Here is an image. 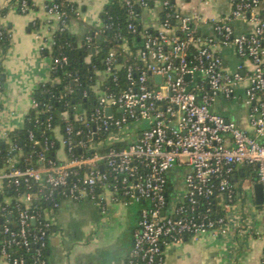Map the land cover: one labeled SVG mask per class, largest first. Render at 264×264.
<instances>
[{
  "label": "built area",
  "instance_id": "2783aa9c",
  "mask_svg": "<svg viewBox=\"0 0 264 264\" xmlns=\"http://www.w3.org/2000/svg\"><path fill=\"white\" fill-rule=\"evenodd\" d=\"M32 1L16 0L14 7L26 13ZM122 1L138 47L131 48L118 31L121 49L107 51L105 67L98 71L104 76L91 86L95 98L88 108L61 112L63 130L53 124V114L47 115L45 127L52 137L41 141L30 129L32 152L26 155L11 142L2 161L0 257L8 264H48L44 251L53 222L47 211L59 208L65 198H89L102 208L111 202L145 203L125 264H164L167 246L227 232L228 213L243 201L255 202L253 189L233 180L242 165L253 168L262 186V202L256 205L264 215V0H233L228 14L218 19L203 12L213 0H198L189 13L176 0ZM157 5L160 10L152 18L144 17ZM46 10L57 26L41 50L51 57V80L60 81L57 72L69 57L64 45L54 53L55 35L70 24L60 4L52 1ZM75 11L80 18V9ZM235 19L251 23L252 29L236 33ZM209 22L212 36L200 30ZM0 27L11 37L9 28ZM92 40L85 36L89 48ZM220 46L234 49L235 69L224 65ZM64 74L73 84L80 80L70 71ZM241 85L252 133L212 108L219 96L237 98ZM50 108L35 110L39 115ZM8 134L0 138L10 141ZM38 202L48 205L41 208Z\"/></svg>",
  "mask_w": 264,
  "mask_h": 264
},
{
  "label": "crops",
  "instance_id": "0c3cea01",
  "mask_svg": "<svg viewBox=\"0 0 264 264\" xmlns=\"http://www.w3.org/2000/svg\"><path fill=\"white\" fill-rule=\"evenodd\" d=\"M53 0H33L26 13L9 6L10 0H0V25L11 30V45L2 65L6 80L0 91V136L23 127L26 116L34 106V93L40 85L52 79L51 57L42 53L49 43L57 20L46 10ZM80 9V18L74 19L70 30L83 39L90 27L100 28V12L112 0H73ZM233 0H213L203 12L210 18H222L231 9ZM183 12L189 13L198 0H176ZM144 17L152 18L158 9ZM236 33L249 32L252 24L241 19L232 21ZM201 33L214 35L212 22L200 27ZM224 65L235 69L239 58L230 46H220ZM1 52V47H0ZM100 79L104 76L98 72ZM237 98L217 97L212 108L215 112L235 120L252 133L248 123L249 106L245 102V87L237 88ZM78 109H81L79 107ZM264 141V138H263ZM255 172L242 165L233 175L237 186L253 189ZM246 178L252 186L245 185ZM143 201L129 204L111 202L102 208L89 198H65L59 208L48 210L53 222L48 237V264H125L131 254L133 230L137 226ZM257 202L243 201L228 213L225 233L204 234L185 238L181 243L166 247L164 264H262L264 251V215ZM0 264H8L0 257Z\"/></svg>",
  "mask_w": 264,
  "mask_h": 264
},
{
  "label": "trees",
  "instance_id": "16d2710c",
  "mask_svg": "<svg viewBox=\"0 0 264 264\" xmlns=\"http://www.w3.org/2000/svg\"><path fill=\"white\" fill-rule=\"evenodd\" d=\"M53 1L60 4V11L66 12V21L69 24H71L74 19L79 18L75 11L77 5L73 0ZM15 2L16 0H10L9 6H14ZM149 2L153 5L154 0H149ZM171 2L174 3V0H171ZM31 4L32 2L30 3V6ZM7 9L8 7L1 9L0 13H6ZM135 11L141 14L143 13V8L135 6ZM129 16V8L124 1L112 0L111 3L107 4L100 12L103 27L99 34H94L95 31L99 30L95 27H90L87 32V34L93 36V44L90 48L84 41L85 37L83 39H78L77 36L71 32L70 28L56 33V51H54V53H58L57 48L59 45H64L62 51L69 57V62L57 72L58 76H60V81H47L40 85L35 91L34 102L36 105L28 112L23 127L16 128L9 132L8 137L10 141L0 138V166L10 150L11 142L19 144L26 155L32 152L31 143L28 138V132L30 129L34 130L36 138L41 141L44 137H52L53 133L45 127L47 115L53 114V124H59L63 130L66 121L60 117L61 112L67 109L69 113L72 114L73 112L71 109H78L79 107L85 109L88 108L89 103L94 101L95 98V94L90 88L101 80L97 72L102 71L105 67L103 59L107 54V51L113 46L121 49L122 39H117L116 33L119 31L124 37H127L130 41L131 48L136 49L138 47L137 34L135 35L127 28ZM1 29L2 28L0 27V32ZM10 45L11 37L5 30H3L2 33H0V91L3 90L6 80L2 60ZM95 46H97L96 50L93 49ZM43 53L49 54L46 50ZM64 71H70L73 74L78 75L80 79L79 82L73 84L70 77L64 74ZM121 78L123 79V83H125L123 74H121ZM65 85L68 86V89H65ZM86 89H89V96L85 99L83 92ZM61 96L62 98L59 99ZM47 105L51 106V111L37 115L35 109H47ZM37 119H39V122H37ZM51 153L52 152H50V154ZM32 164L38 165L39 161L33 157ZM37 204L41 208L48 205V203L44 202H38ZM47 247L44 251V256L48 260Z\"/></svg>",
  "mask_w": 264,
  "mask_h": 264
},
{
  "label": "water",
  "instance_id": "95a60500",
  "mask_svg": "<svg viewBox=\"0 0 264 264\" xmlns=\"http://www.w3.org/2000/svg\"><path fill=\"white\" fill-rule=\"evenodd\" d=\"M160 78V76H158ZM108 112L111 111V108H108ZM255 178V174L253 176ZM254 194H255V201L260 204L262 202V186L260 183L256 182L254 183Z\"/></svg>",
  "mask_w": 264,
  "mask_h": 264
},
{
  "label": "rangeland",
  "instance_id": "374dc122",
  "mask_svg": "<svg viewBox=\"0 0 264 264\" xmlns=\"http://www.w3.org/2000/svg\"><path fill=\"white\" fill-rule=\"evenodd\" d=\"M158 7H159V5H157L154 10L158 9ZM152 9L153 8L150 9V12H154ZM59 154L62 155L61 151L59 152ZM245 185L252 186L251 180H249L248 178H246Z\"/></svg>",
  "mask_w": 264,
  "mask_h": 264
}]
</instances>
